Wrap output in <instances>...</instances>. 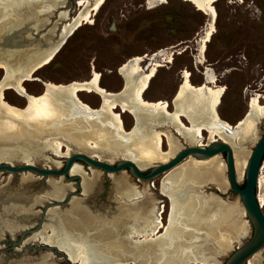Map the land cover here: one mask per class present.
I'll return each mask as SVG.
<instances>
[{"label": "bare ground", "instance_id": "bare-ground-1", "mask_svg": "<svg viewBox=\"0 0 264 264\" xmlns=\"http://www.w3.org/2000/svg\"><path fill=\"white\" fill-rule=\"evenodd\" d=\"M105 1L79 0V5L84 8L70 20L68 11L61 13L62 19L69 20L62 27L61 38L31 69H16L0 62V68L5 69L0 81V160L21 159L34 163L37 157L49 159L44 152L58 154L66 147L67 155L78 150L110 163L121 157L134 161L142 169L154 162L171 159L182 148V142L189 146H203L204 132L207 131L208 143L221 140L233 147L234 155L238 157V179L242 180L244 156L247 155L244 147L257 139L258 124L264 119V101H261L264 94L253 95L250 108L240 121L239 134H229L224 127L233 129L232 124L218 112L225 89L217 85L212 75H206L204 83L195 85L187 71L173 100L174 110L170 111L168 101H151L144 96L162 66L157 58L163 56L164 51L127 60L119 69L125 85L118 92L102 87V76L95 69L88 80L66 84L44 82L45 89L40 95L28 92L25 82L34 79L35 72L53 60L62 40L72 35L81 24L91 21ZM186 1L211 16L214 24L215 0ZM213 31L214 25L202 39V51ZM173 55L171 51L165 61L171 62ZM198 63H204L203 58ZM9 89L26 98L25 107L7 100L5 93ZM81 92L101 96V106L91 107L80 98ZM116 108L132 115L134 124L129 130ZM182 117L187 118L188 126ZM170 128L176 130L180 140L174 137ZM165 141L167 151H164ZM194 158H187L158 177L160 192L169 201L166 222L163 216L166 207L160 206V201L146 191L154 184L150 182L142 192L128 176H115L114 186L119 196L114 194L113 199L119 202L117 212L108 219L105 215H101L103 218L89 217L88 210H83L85 206L80 201H73L70 209L56 214L58 226H51L53 234H44L42 241L58 245L73 263L79 264L211 263L233 239L247 234L248 225L235 216L237 206L225 203L215 193L204 191L210 185L220 192L229 187L224 173L225 163L220 156L206 160ZM60 164L55 163L56 166ZM71 173L84 177L85 169L75 163ZM93 174L92 181L84 177V192L94 187L101 171L93 169ZM113 175L109 173L108 176ZM260 175L263 185L258 197L264 211V170ZM55 182L64 181L60 178ZM129 219L133 223L128 227ZM39 263L47 264L46 261ZM12 264L37 262L31 259ZM251 264L261 262L255 259Z\"/></svg>", "mask_w": 264, "mask_h": 264}, {"label": "rangeland", "instance_id": "rangeland-1", "mask_svg": "<svg viewBox=\"0 0 264 264\" xmlns=\"http://www.w3.org/2000/svg\"><path fill=\"white\" fill-rule=\"evenodd\" d=\"M213 5L216 11L214 24H212L211 16L200 10L194 3L186 0H156L153 3H150L149 0H106L93 15L91 21L81 24L72 32L73 34L67 38L66 43L53 60L36 71L34 79L25 82V87L29 93L40 95L45 89L44 82L66 84L71 81L88 80L95 69L102 76L101 86L118 92L125 85V80L119 73V69L127 60L134 56L147 54L152 56L158 51H164L165 54L157 58L162 66L152 79L148 91L145 92V98L151 101H168L170 103L169 110L173 111L174 95L183 84L187 71L195 85H201L205 82L206 75H212L216 78L217 85L225 89L218 112L224 120L234 125L247 114L253 95L264 94V0H215ZM35 8L41 13L47 14L41 23L42 26L35 31L47 34L51 30L59 28L61 23L65 24V22H60L62 19H60V13L68 11L69 19L78 16L84 7L80 6L79 2L78 5L75 4L74 0H36ZM213 25V34L202 51V39ZM171 51L174 52L173 59L171 62H166V57ZM202 58L204 63L199 64L198 61ZM4 74L5 70L0 69V81ZM5 95L7 100L16 106L23 108L27 103L26 98L20 96L15 90L9 89ZM79 96L94 109L99 108L102 104V98L96 93L81 92ZM115 111L122 115L126 129L129 130L134 124L132 115L121 112L120 108H116ZM182 119L188 126L187 118L182 117ZM170 129L172 132L176 131L173 128ZM263 133L264 119L258 124L257 139L245 144L244 152L247 155L244 157L247 160L245 159L244 178L238 179L240 186L245 185L248 160L258 138ZM204 137L203 145L208 143L207 132H204ZM182 143L183 146L188 145ZM167 150L168 145L165 141L164 151ZM62 151V153L53 154L68 156L66 147ZM50 156L51 161H39L37 165L47 166L53 161L65 163L63 157ZM219 156L225 163L224 173L229 187L224 192H220L215 186L210 185L205 187V191L206 193H215L229 205L237 206L238 211L236 210L235 216L238 215L239 219L247 222L248 231L245 236L233 239L228 247L214 258L212 261L214 264H224L229 255L238 246L249 241L253 235V225L246 214L241 198L229 185L225 156L223 154H219ZM235 157L237 160L236 154ZM119 160L121 157L111 163L116 164ZM163 162L165 161L154 162L142 169L146 168L145 172H147V167ZM79 163L85 169L84 177L89 180L93 179V168L82 162ZM98 170L101 171V176L94 185L91 197L89 198V194L87 195L84 190L75 197L84 199V203H87L95 211L100 210L99 212L108 213L115 210L116 203L111 198L113 197L112 189L109 187L104 171ZM124 171L125 173L122 175L128 176L131 179L130 182L144 192L146 185L150 182L136 179L128 169ZM113 174L111 179L115 176H122L119 173ZM81 176L83 180L80 181V184L82 185L84 177ZM62 179L64 184L71 186L69 192L78 190L77 179L69 180L64 177ZM17 181L18 177L15 175L0 172V187L4 185L16 186ZM151 183L154 184V187L146 191L152 194L157 201H160V206L166 207V211L163 213L166 222L169 201L160 192L159 178L153 179ZM114 194L119 196L115 192ZM44 234L52 235L53 231L49 230L38 238H33V234H29L25 242L17 245L15 249L28 257H43L46 261L54 264H68L53 250L40 248L44 242L42 241ZM6 238L12 240L9 244L1 245L4 249L1 254L3 257L8 255L7 248L9 246H11V251H14L12 241L19 240L20 235L11 237L7 234ZM24 255L13 252L11 259L18 261L25 257ZM256 259L264 264V251ZM206 263V261L190 262V264Z\"/></svg>", "mask_w": 264, "mask_h": 264}, {"label": "water", "instance_id": "water-1", "mask_svg": "<svg viewBox=\"0 0 264 264\" xmlns=\"http://www.w3.org/2000/svg\"><path fill=\"white\" fill-rule=\"evenodd\" d=\"M78 2L74 0V3H77V5ZM35 7L36 0H0V62L5 63L8 67L20 69L21 67L30 68L32 65L34 66L47 52L52 51L57 40L61 38L60 34L63 23L59 25V28L53 29L47 34L35 31L42 26L41 23L47 16L46 13H41ZM60 22L66 23L67 20L66 18L61 19ZM69 36L62 40L63 43L56 49L54 57L61 50ZM177 92L178 90L175 95ZM240 121L232 125L233 129L228 127H224V129L229 134H239L242 125ZM172 133L175 138L180 140L179 134L176 131ZM44 153L50 159L46 160L45 158L37 157L34 163L25 162L21 159H15L14 161L0 160V172L18 177L16 186L4 185L0 187V264H12L31 259L37 262V264L39 261H46L43 257L32 258L25 256L23 252L18 251L15 247L24 243L29 234H33V238H38L41 234L49 232L51 226H58V220L55 219L56 214L70 209L73 201H80L85 206L83 210H88L87 214L89 217H93V215L102 217L101 215H105L108 219L109 215L117 212V204L119 202L114 199L113 201L116 203L115 210L103 213L92 209L87 203H84V199L75 197L79 196L84 190L83 184H80V181L83 180L82 176L71 173L75 163L82 162L93 169L103 170L109 187L112 189L111 195L113 196V193H117V191L114 186V178L111 179L108 176L109 173L120 174L128 169L130 174L136 179L151 182L190 156L206 160L219 154L225 156L229 185L241 198L246 214L253 225V235L250 240L242 246H238L229 255L224 264H251L264 251V211L258 197L263 185L260 173L264 170V133L258 138L248 160L244 186H240L238 181L237 160L234 155V149L229 143L221 140H215L203 146L184 145L183 149L179 150L168 161L147 167V172H145L146 168L141 169L130 159H121L116 164H112L78 150H74L68 156H55L48 151ZM50 155L63 157L65 163L62 164L60 161L61 165L58 167L55 165L57 161H53L47 166L37 165L39 161H51ZM62 177L69 180L77 179L79 182L77 184L78 190H71L69 192L70 185L63 182H55V180ZM93 189L94 187L88 192L85 191V193L89 194V198ZM205 190L206 188H204ZM132 223L133 221L129 219L127 226L129 227ZM7 234L11 235V237L20 235V238L17 241H12L14 251H11V246H9L7 248L8 255L3 257L1 254L4 249L1 245L9 244L12 240L11 238H6ZM40 248L53 250L55 254L63 257L68 264H73L68 253L56 244H46L43 242ZM61 250L63 251L62 253L59 252ZM13 252L25 257H22L18 261L12 260ZM46 262L47 264H54ZM211 264H214V262Z\"/></svg>", "mask_w": 264, "mask_h": 264}, {"label": "flooded vegetation", "instance_id": "flooded-vegetation-1", "mask_svg": "<svg viewBox=\"0 0 264 264\" xmlns=\"http://www.w3.org/2000/svg\"><path fill=\"white\" fill-rule=\"evenodd\" d=\"M101 97V96H100Z\"/></svg>", "mask_w": 264, "mask_h": 264}]
</instances>
